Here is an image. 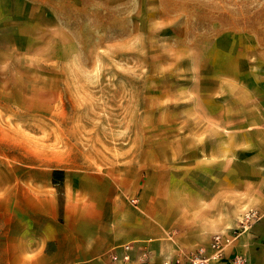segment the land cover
<instances>
[{"label": "rangeland", "instance_id": "obj_1", "mask_svg": "<svg viewBox=\"0 0 264 264\" xmlns=\"http://www.w3.org/2000/svg\"><path fill=\"white\" fill-rule=\"evenodd\" d=\"M68 4L53 32L25 28L0 57V220L61 219L104 180L130 202L154 185L177 199L178 164L218 104L264 102V0ZM232 204L233 220H200L227 250L264 221L256 192Z\"/></svg>", "mask_w": 264, "mask_h": 264}, {"label": "crops", "instance_id": "obj_2", "mask_svg": "<svg viewBox=\"0 0 264 264\" xmlns=\"http://www.w3.org/2000/svg\"><path fill=\"white\" fill-rule=\"evenodd\" d=\"M72 0H0V57L11 43L23 41L25 28L51 33L62 23L61 13ZM261 103V104H260ZM243 96L232 112L218 104L210 115L209 137L183 156L176 172L177 199L169 188L145 186L130 202L116 183L88 193L87 201L62 208L61 219L0 220V264H178L199 247L207 248L211 234L200 220H233L234 193H257L256 219L264 220V102ZM257 126L260 131L252 132ZM106 189V190H104ZM173 191V186L171 188ZM245 205V204H244ZM253 217V216H252ZM251 217V218H252ZM264 221L250 233L236 236L220 263L264 264ZM227 224L221 232H227Z\"/></svg>", "mask_w": 264, "mask_h": 264}, {"label": "built area", "instance_id": "obj_3", "mask_svg": "<svg viewBox=\"0 0 264 264\" xmlns=\"http://www.w3.org/2000/svg\"><path fill=\"white\" fill-rule=\"evenodd\" d=\"M264 128V123H262ZM230 244V238L222 235L215 234L212 236L209 246L199 247L190 252L184 261L178 262V264H214L218 262L227 253V246ZM129 246H123V255L118 257L116 255L110 256V260L117 264H124L129 260ZM243 260L235 256L233 264H243Z\"/></svg>", "mask_w": 264, "mask_h": 264}]
</instances>
